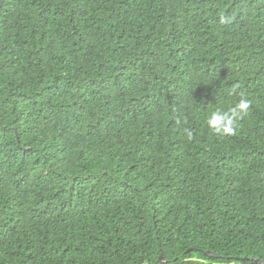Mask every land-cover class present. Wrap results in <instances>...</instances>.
<instances>
[{"label": "trees", "instance_id": "obj_1", "mask_svg": "<svg viewBox=\"0 0 264 264\" xmlns=\"http://www.w3.org/2000/svg\"><path fill=\"white\" fill-rule=\"evenodd\" d=\"M0 264H264V0H0Z\"/></svg>", "mask_w": 264, "mask_h": 264}, {"label": "clouds", "instance_id": "obj_2", "mask_svg": "<svg viewBox=\"0 0 264 264\" xmlns=\"http://www.w3.org/2000/svg\"><path fill=\"white\" fill-rule=\"evenodd\" d=\"M224 18L221 23H225ZM251 101L246 97H242L234 107L227 111L217 109L213 111L206 120L209 131L218 137H228L235 134L238 122L243 118V115L249 110ZM188 139L192 138V133L185 130Z\"/></svg>", "mask_w": 264, "mask_h": 264}, {"label": "water", "instance_id": "obj_3", "mask_svg": "<svg viewBox=\"0 0 264 264\" xmlns=\"http://www.w3.org/2000/svg\"><path fill=\"white\" fill-rule=\"evenodd\" d=\"M206 254L211 255V256H216L213 252H209V251L206 252ZM239 259H241V260H246L247 257H243V258H239ZM250 259L253 260L254 258L251 257ZM159 261H166V260H165V257H164L163 255H160V257H159Z\"/></svg>", "mask_w": 264, "mask_h": 264}]
</instances>
